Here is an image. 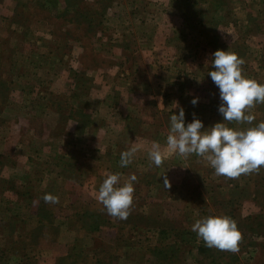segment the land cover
Here are the masks:
<instances>
[{
	"label": "rangeland",
	"instance_id": "1",
	"mask_svg": "<svg viewBox=\"0 0 264 264\" xmlns=\"http://www.w3.org/2000/svg\"><path fill=\"white\" fill-rule=\"evenodd\" d=\"M168 2L0 0V264H264V169L226 179L166 143L180 107L185 125L195 114L201 131L223 122L208 75L217 49L236 53L243 75L264 84V0H191L189 14L213 27L199 47L197 24L160 19ZM251 114V125L224 123L255 127L264 104ZM153 142L160 167L148 156ZM115 173L121 186L137 177L126 220L96 199ZM209 215L237 222L238 253L208 248L191 231Z\"/></svg>",
	"mask_w": 264,
	"mask_h": 264
},
{
	"label": "clouds",
	"instance_id": "2",
	"mask_svg": "<svg viewBox=\"0 0 264 264\" xmlns=\"http://www.w3.org/2000/svg\"><path fill=\"white\" fill-rule=\"evenodd\" d=\"M211 64L214 71L208 72L213 83L219 88V113L223 122H217L210 131H201L202 121L195 118L185 125V113L182 107L179 114L170 116V130L167 135V148L176 155L187 158L195 154L206 159L216 176L236 180L242 175L259 174L264 169V121L255 127L245 130L230 128L224 123L236 122L251 125L256 119L251 110L264 104V84L243 75L245 61L234 52L217 49ZM191 103L195 105L197 98ZM178 107V105H176ZM138 149L133 147L121 153L120 167L132 163ZM152 163L160 167L164 163V155L158 142H153L148 152ZM120 174H108L98 189L97 202L106 213L116 220H126L133 210L134 183L137 177L132 175L122 186ZM164 187H171L164 177ZM43 200L47 204H58L59 198L45 194ZM198 239L208 248L218 251L238 253L243 241V234L237 222L228 215L202 217L191 225Z\"/></svg>",
	"mask_w": 264,
	"mask_h": 264
},
{
	"label": "crops",
	"instance_id": "3",
	"mask_svg": "<svg viewBox=\"0 0 264 264\" xmlns=\"http://www.w3.org/2000/svg\"><path fill=\"white\" fill-rule=\"evenodd\" d=\"M189 2H191V0H169L168 6H167V8H168L167 9V15L165 13H163V14H161L162 16L159 15V17H160V19L162 17H168L169 19H172L174 22H177L179 26L181 25L182 22H191V23L197 24V27L195 26L196 36L194 35V37L192 38L194 41L192 44H193V46H197V47L206 46L207 43L212 39L213 27L206 20V17H203V15H200V14L193 15L194 13L189 14V10H192V9H190ZM197 13H199V12H197ZM178 27H176V28H178ZM178 38L181 39V41L185 40V45H187L186 39L188 38V36L183 37L184 39L181 36H179ZM153 39H154V36H153ZM169 46H171V45H169ZM169 46H167V47H169ZM186 50L187 49L185 48L181 52L184 54V52H186ZM175 52H176L175 53L176 55H179L180 50H175ZM174 60H175L174 63H176V62L180 63L177 56ZM201 65L204 66V64H201ZM152 67H154V66L152 65ZM178 68H179V64L175 65V68H173L172 70H176ZM182 71H183V69H182ZM184 72L187 73L185 71V69H184ZM183 79H184L185 83H187L184 75H183ZM170 81L176 82L175 80H172V79ZM197 84H198V82H197ZM187 96H189V94ZM91 99H92V97H91ZM4 140H5L4 138L1 140V144H3Z\"/></svg>",
	"mask_w": 264,
	"mask_h": 264
},
{
	"label": "trees",
	"instance_id": "4",
	"mask_svg": "<svg viewBox=\"0 0 264 264\" xmlns=\"http://www.w3.org/2000/svg\"><path fill=\"white\" fill-rule=\"evenodd\" d=\"M250 219V218H249Z\"/></svg>",
	"mask_w": 264,
	"mask_h": 264
}]
</instances>
